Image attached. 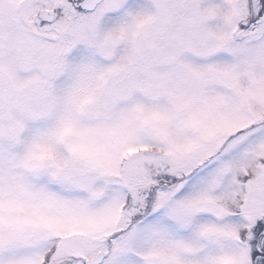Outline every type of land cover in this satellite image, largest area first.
<instances>
[{"label":"snow or ice","instance_id":"6c2138e0","mask_svg":"<svg viewBox=\"0 0 264 264\" xmlns=\"http://www.w3.org/2000/svg\"><path fill=\"white\" fill-rule=\"evenodd\" d=\"M0 264H264V0H0Z\"/></svg>","mask_w":264,"mask_h":264}]
</instances>
